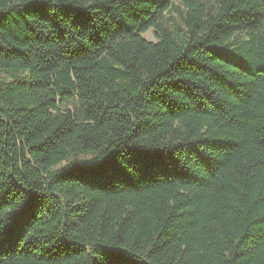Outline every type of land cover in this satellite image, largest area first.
<instances>
[{
  "label": "trees",
  "instance_id": "16d2710c",
  "mask_svg": "<svg viewBox=\"0 0 264 264\" xmlns=\"http://www.w3.org/2000/svg\"><path fill=\"white\" fill-rule=\"evenodd\" d=\"M0 264H264V0H0Z\"/></svg>",
  "mask_w": 264,
  "mask_h": 264
},
{
  "label": "rangeland",
  "instance_id": "374dc122",
  "mask_svg": "<svg viewBox=\"0 0 264 264\" xmlns=\"http://www.w3.org/2000/svg\"><path fill=\"white\" fill-rule=\"evenodd\" d=\"M141 36L148 42H153V43L157 42L152 29L148 30L146 33L142 34Z\"/></svg>",
  "mask_w": 264,
  "mask_h": 264
}]
</instances>
